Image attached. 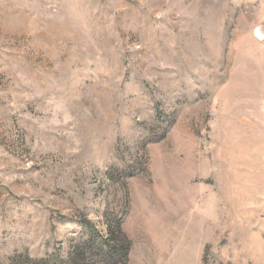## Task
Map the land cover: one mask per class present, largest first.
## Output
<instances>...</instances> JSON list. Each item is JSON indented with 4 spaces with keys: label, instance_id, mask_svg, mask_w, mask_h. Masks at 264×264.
Wrapping results in <instances>:
<instances>
[{
    "label": "rangeland",
    "instance_id": "rangeland-1",
    "mask_svg": "<svg viewBox=\"0 0 264 264\" xmlns=\"http://www.w3.org/2000/svg\"><path fill=\"white\" fill-rule=\"evenodd\" d=\"M47 263L264 264V0H0V264Z\"/></svg>",
    "mask_w": 264,
    "mask_h": 264
},
{
    "label": "trees",
    "instance_id": "trees-1",
    "mask_svg": "<svg viewBox=\"0 0 264 264\" xmlns=\"http://www.w3.org/2000/svg\"><path fill=\"white\" fill-rule=\"evenodd\" d=\"M111 234L113 236V238L115 239V247L118 248L120 250V252L122 253H126V247L121 245L118 241H117V237H116V233L114 231H111ZM47 264H53V263H47Z\"/></svg>",
    "mask_w": 264,
    "mask_h": 264
}]
</instances>
